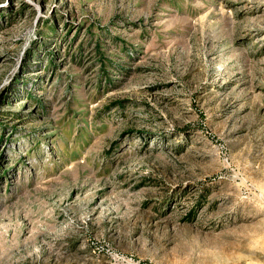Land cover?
I'll return each instance as SVG.
<instances>
[{
	"label": "rangeland",
	"instance_id": "1",
	"mask_svg": "<svg viewBox=\"0 0 264 264\" xmlns=\"http://www.w3.org/2000/svg\"><path fill=\"white\" fill-rule=\"evenodd\" d=\"M0 264H264V0H0Z\"/></svg>",
	"mask_w": 264,
	"mask_h": 264
}]
</instances>
